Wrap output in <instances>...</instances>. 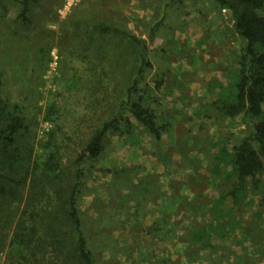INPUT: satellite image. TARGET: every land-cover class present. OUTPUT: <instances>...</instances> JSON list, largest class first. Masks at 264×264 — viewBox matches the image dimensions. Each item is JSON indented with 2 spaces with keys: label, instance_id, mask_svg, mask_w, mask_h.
I'll use <instances>...</instances> for the list:
<instances>
[{
  "label": "rangeland",
  "instance_id": "obj_1",
  "mask_svg": "<svg viewBox=\"0 0 264 264\" xmlns=\"http://www.w3.org/2000/svg\"><path fill=\"white\" fill-rule=\"evenodd\" d=\"M21 10L0 0V96L27 125L21 170L41 168L0 205L12 221L0 225V264H24L15 226L32 225L47 193L67 191L79 154L120 112L127 120L85 164L78 196L98 264H264V171L234 204L223 199L231 170L216 168L219 150L250 132L244 113L219 108L233 99L244 47L233 12L213 0H32L25 22ZM142 52L152 66L131 98L153 108L160 139L122 109ZM39 244L27 264H63Z\"/></svg>",
  "mask_w": 264,
  "mask_h": 264
},
{
  "label": "trees",
  "instance_id": "obj_2",
  "mask_svg": "<svg viewBox=\"0 0 264 264\" xmlns=\"http://www.w3.org/2000/svg\"><path fill=\"white\" fill-rule=\"evenodd\" d=\"M31 1L22 0L20 17L25 22L29 21ZM213 1L219 8L230 9L233 12L234 28L244 41L233 99L220 100L219 108L231 117L244 113L250 132L233 147L224 145L215 156L216 168L229 167L231 172L227 177L234 179L223 199L230 196L234 204H241L247 196L249 180H255L264 171V13L261 12L264 10V0ZM102 30L122 33L143 48L145 46L144 40L116 27L104 26ZM145 65L152 66L145 52H142L141 66L134 79V85L129 90L127 100L122 102V109L127 106L133 117L155 138L160 139L161 130L153 108L143 103L142 99L131 98ZM1 83L0 71V86ZM9 107L0 96V205L15 197V188L26 184L30 170L33 173L31 175H34L33 180L35 173L41 168V165L35 164L32 169L26 166L21 170L26 156L32 155L31 151L22 153L20 149L19 139L23 136V130L27 129V125L25 118L20 114L11 113ZM124 119L120 112L96 129L75 161L74 178L67 191L59 192L58 196L47 193L46 205L41 209H37L36 206L39 202L33 204L31 226H26L22 218L19 220L10 240L12 248L20 253L19 261L24 264L31 263L30 256L36 258L39 242H44L46 243V246L43 245L44 250L48 249L47 252L62 257L63 259H60L63 264H98L78 206V196L86 176L85 164L90 159H97L103 153L106 135L110 131L119 129ZM43 173L49 175L47 170H42L40 175ZM37 177L40 178L38 175ZM262 200L264 202V195ZM9 218V214L2 216L0 210V225L11 223Z\"/></svg>",
  "mask_w": 264,
  "mask_h": 264
},
{
  "label": "water",
  "instance_id": "obj_3",
  "mask_svg": "<svg viewBox=\"0 0 264 264\" xmlns=\"http://www.w3.org/2000/svg\"><path fill=\"white\" fill-rule=\"evenodd\" d=\"M228 13H229L230 15H232V11H231L230 9H228Z\"/></svg>",
  "mask_w": 264,
  "mask_h": 264
}]
</instances>
